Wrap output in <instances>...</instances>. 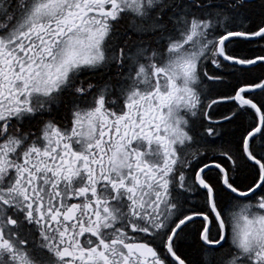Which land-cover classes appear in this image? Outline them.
I'll return each mask as SVG.
<instances>
[{
    "label": "snow or ice",
    "instance_id": "obj_1",
    "mask_svg": "<svg viewBox=\"0 0 264 264\" xmlns=\"http://www.w3.org/2000/svg\"><path fill=\"white\" fill-rule=\"evenodd\" d=\"M0 264H264V0H0Z\"/></svg>",
    "mask_w": 264,
    "mask_h": 264
}]
</instances>
